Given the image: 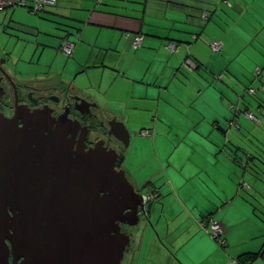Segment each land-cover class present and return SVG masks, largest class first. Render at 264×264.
<instances>
[{
    "label": "crops",
    "instance_id": "crops-1",
    "mask_svg": "<svg viewBox=\"0 0 264 264\" xmlns=\"http://www.w3.org/2000/svg\"><path fill=\"white\" fill-rule=\"evenodd\" d=\"M77 1L58 0L51 23L59 28L47 35L77 34L66 65L40 56L14 65L5 50L0 58L15 82L66 85L127 128L131 183L143 194L157 188L145 220L179 240L174 252L158 235L143 238L137 264H264V0ZM13 13L9 36L27 51L21 38L45 33ZM198 220L221 223L226 244L193 229ZM245 254L256 256L243 263Z\"/></svg>",
    "mask_w": 264,
    "mask_h": 264
},
{
    "label": "water",
    "instance_id": "water-1",
    "mask_svg": "<svg viewBox=\"0 0 264 264\" xmlns=\"http://www.w3.org/2000/svg\"><path fill=\"white\" fill-rule=\"evenodd\" d=\"M81 101V114L95 107ZM108 125L126 149L127 128ZM87 133L67 110L0 112V264L122 263L131 241L122 227L148 210L119 153L102 139L86 147Z\"/></svg>",
    "mask_w": 264,
    "mask_h": 264
},
{
    "label": "rangeland",
    "instance_id": "rangeland-1",
    "mask_svg": "<svg viewBox=\"0 0 264 264\" xmlns=\"http://www.w3.org/2000/svg\"><path fill=\"white\" fill-rule=\"evenodd\" d=\"M64 3V2H63ZM78 1L77 0H72V5L73 6H77ZM63 6V4H61V7ZM52 8V9H51ZM10 11H13L14 15L13 18L18 19L19 22L21 23H26L29 25H34L40 28V30L45 33V34H41V38L38 39L31 36V34H26L28 35L27 37L21 38L24 41H28L30 42V46L28 47L27 51H24V47H22V43L17 41H13L9 35H12V28H10V25H8L7 21H8V17H9V13ZM55 7L54 6H47L43 11H41L40 13L36 14L34 12H29V10L25 7H17V8H8L6 10H0V14L1 15H7L5 16L6 18H4V16L0 15V50L3 51L5 50L6 52H12V58H10L9 61H11V63H13L14 65L19 63H22V60H26L29 61L33 60L37 61V56H40V60L42 63H46L47 61H54L53 64L56 65V63L58 65H60L61 67H63L64 65H66V63L71 59V56H66L64 55L60 50H59V45L62 43L63 40H66L65 42H73L72 40L74 38H77V34H70V38L69 39H61L59 40V38L57 39H53L52 37H49L47 35H49V33L55 32L56 29L55 27L59 26H53L54 23H51V21H53V19H55ZM61 27V26H60ZM72 31H74L73 29H71ZM45 35V36H44ZM19 39V40H21ZM55 42H53V41ZM39 41V44H38ZM50 41V42H49ZM54 43V44H53ZM52 46L48 47V46ZM3 53V52H2ZM31 54V55H30ZM30 59V60H28ZM12 65V64H11ZM21 66V65H19ZM20 69L24 68L23 66L19 67ZM71 76V75H70ZM70 78V77H69ZM65 88L67 89L68 87L66 85H64ZM101 117V116H100ZM107 118H97L96 122H94L93 124L90 123V133L88 136V141L91 143H95L98 138L99 132H101V130L96 129L97 128V123L99 122H104L103 124V129H107ZM95 126V127H94ZM105 126V128H104ZM100 137V136H99ZM103 138V141H105V146L113 148L114 150H116V152L121 153L120 150L122 151L123 148L121 147L122 144H120V142H118L117 140H115L113 138V136L110 139V136L107 137L106 134L105 136H101ZM97 138V139H96ZM108 138L110 139V141L108 140ZM126 154V153H125ZM123 156V154H122ZM122 157H120L121 159ZM119 162V161H118ZM118 168H123L125 171V175L128 177V179L130 180V182H132L131 177L128 175V171H129V164H128V158L125 157L123 164L121 165V167L118 166ZM160 178V176L158 175L157 177L154 178L155 183L158 181V179ZM153 182V180H152ZM134 187L138 188V185L136 183H134ZM157 192V188L153 187L152 189L149 190L148 195H150L151 200L149 199L148 202L152 201L155 199L156 197V192ZM147 202V201H146ZM177 214L181 215V211L178 208H175L174 210ZM145 215L141 213V217L139 219V221L137 222L136 226H131V227H127V233L128 235L131 236V241H130V245L128 246L129 248L126 250L124 256H123V261L121 264H137V245L140 242V240H142L143 238L147 241V240H159L161 241V245H163L165 248L162 247L163 250H165L167 247L171 248L172 251L175 250V247L179 246V240L177 241L175 236L176 231L173 230L172 232H168V233H164L163 235L159 236L158 233L156 232L153 223L151 222H147L145 220ZM200 220L196 221L195 225H192V228H200L201 230H207L208 232L210 231V225L208 224V226H204L203 222H199ZM157 235L159 236V239L157 238ZM159 242V241H158ZM216 243V242H215ZM170 250V249H169ZM168 250V251H169ZM175 252V251H174ZM181 251L179 252V256H181ZM139 254V253H138ZM170 257L172 258V261L174 263V254H170ZM139 260V259H138ZM176 262L178 261V258L175 257ZM171 261V262H172ZM187 262V261H186Z\"/></svg>",
    "mask_w": 264,
    "mask_h": 264
},
{
    "label": "flooded vegetation",
    "instance_id": "flooded-vegetation-1",
    "mask_svg": "<svg viewBox=\"0 0 264 264\" xmlns=\"http://www.w3.org/2000/svg\"><path fill=\"white\" fill-rule=\"evenodd\" d=\"M5 59L3 57L0 58V112L7 118H12L15 114L16 110L19 109L23 112L24 110L33 112L36 109H52V115L54 117L59 116L65 110L68 112V117L71 119H77L80 121L81 127L87 126L88 133L86 136V147L93 146L95 143L88 141V136L90 133V123L96 122L97 118L100 117L97 112L91 107L89 113L81 114L80 110H86V105L84 104L81 97L77 94H74L72 91L65 88L64 85L61 84H49L44 83L42 81L35 82L34 84L28 83H18L15 82L7 73L5 69ZM78 97V98H77ZM107 122V129H103L104 122L97 123V128L101 130L99 132L97 138L102 139L101 136H106L111 139V135H109V125ZM19 125H22V121L19 119ZM95 127V126H94ZM105 128V126H104ZM80 131H78V135L76 138H79ZM100 136V137H99ZM96 138V139H97ZM108 138V140L110 141ZM111 143V141H110ZM108 147V146H107ZM123 148L124 146L121 145ZM109 148V147H108ZM123 150L119 153L120 157L124 153ZM119 165V164H118ZM128 226L124 225L122 227V231H127L126 228Z\"/></svg>",
    "mask_w": 264,
    "mask_h": 264
},
{
    "label": "built area",
    "instance_id": "built-area-1",
    "mask_svg": "<svg viewBox=\"0 0 264 264\" xmlns=\"http://www.w3.org/2000/svg\"><path fill=\"white\" fill-rule=\"evenodd\" d=\"M57 2V0H0V10H6L8 8H17V7H26L29 12H34L36 14L40 13L44 9V5H54ZM203 18H207L205 13L202 14ZM142 35L134 36L132 39V44L134 48H138L141 45ZM66 40H63L62 43L59 45V50L66 56L71 55L73 49H74V43L73 42H65ZM167 47L170 52H176L179 45L174 43H168ZM210 47L212 51H219L221 49V43L217 40L212 41L210 43ZM191 64V61L189 62ZM259 71V70H257ZM250 91H253V89H250ZM148 131L145 130V133ZM151 196L148 195V192L142 195L143 203H147ZM210 234L214 241L218 243L219 246H224L225 239L223 237L224 234V228L222 224L216 222V221H210Z\"/></svg>",
    "mask_w": 264,
    "mask_h": 264
},
{
    "label": "trees",
    "instance_id": "trees-1",
    "mask_svg": "<svg viewBox=\"0 0 264 264\" xmlns=\"http://www.w3.org/2000/svg\"><path fill=\"white\" fill-rule=\"evenodd\" d=\"M28 1H31V0H28ZM57 2H58V0H57ZM57 2L55 3V4H57ZM55 4L54 5H49V4H47V5H44V7L45 6H55ZM26 8V7H25ZM42 11H44V9L42 10ZM205 13V12H204ZM203 14V13H202ZM202 14H201V17H202ZM205 15H206V17H207V13H205ZM203 18V17H202ZM208 18V17H207ZM207 18H203V19H207ZM122 161H123V156H122V158L120 159V161L118 162V166L119 167H121V165H122ZM149 183H151V182H147V184H146V186L149 184ZM256 256V254H245V256L244 257H241V261L243 262V263H245V262H248L249 260H251V259H253L254 257Z\"/></svg>",
    "mask_w": 264,
    "mask_h": 264
},
{
    "label": "clouds",
    "instance_id": "clouds-1",
    "mask_svg": "<svg viewBox=\"0 0 264 264\" xmlns=\"http://www.w3.org/2000/svg\"><path fill=\"white\" fill-rule=\"evenodd\" d=\"M148 202V201H147ZM145 205L147 204V203H144ZM147 206V205H146Z\"/></svg>",
    "mask_w": 264,
    "mask_h": 264
}]
</instances>
